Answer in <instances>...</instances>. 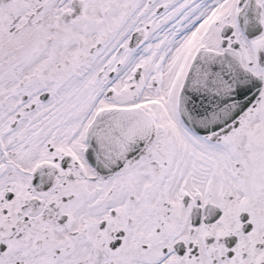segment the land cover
Listing matches in <instances>:
<instances>
[{"label":"snow or ice","instance_id":"obj_1","mask_svg":"<svg viewBox=\"0 0 264 264\" xmlns=\"http://www.w3.org/2000/svg\"><path fill=\"white\" fill-rule=\"evenodd\" d=\"M0 264H264V0H0Z\"/></svg>","mask_w":264,"mask_h":264}]
</instances>
